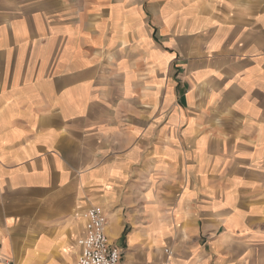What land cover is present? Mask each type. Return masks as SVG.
Masks as SVG:
<instances>
[{"label":"crops","instance_id":"0c3cea01","mask_svg":"<svg viewBox=\"0 0 264 264\" xmlns=\"http://www.w3.org/2000/svg\"><path fill=\"white\" fill-rule=\"evenodd\" d=\"M90 206L118 264H264V0H0V264Z\"/></svg>","mask_w":264,"mask_h":264},{"label":"built area","instance_id":"2783aa9c","mask_svg":"<svg viewBox=\"0 0 264 264\" xmlns=\"http://www.w3.org/2000/svg\"><path fill=\"white\" fill-rule=\"evenodd\" d=\"M85 233L78 240L80 255L75 264H118L123 250L113 244L107 234V215L99 206H90L84 213ZM165 252L170 255L168 249ZM2 264H18L11 259Z\"/></svg>","mask_w":264,"mask_h":264},{"label":"rangeland","instance_id":"374dc122","mask_svg":"<svg viewBox=\"0 0 264 264\" xmlns=\"http://www.w3.org/2000/svg\"><path fill=\"white\" fill-rule=\"evenodd\" d=\"M115 242H116V244H118V243H119V241H118V240H116ZM121 247H122V246H121ZM122 249H123V251H124V248H123V247H122Z\"/></svg>","mask_w":264,"mask_h":264}]
</instances>
